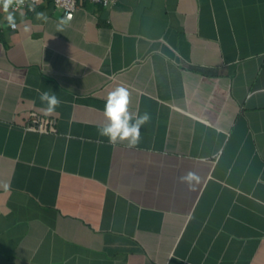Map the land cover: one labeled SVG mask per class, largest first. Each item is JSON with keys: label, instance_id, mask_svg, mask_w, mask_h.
<instances>
[{"label": "crops", "instance_id": "crops-1", "mask_svg": "<svg viewBox=\"0 0 264 264\" xmlns=\"http://www.w3.org/2000/svg\"><path fill=\"white\" fill-rule=\"evenodd\" d=\"M0 264H264V0H0Z\"/></svg>", "mask_w": 264, "mask_h": 264}, {"label": "built area", "instance_id": "built-area-1", "mask_svg": "<svg viewBox=\"0 0 264 264\" xmlns=\"http://www.w3.org/2000/svg\"><path fill=\"white\" fill-rule=\"evenodd\" d=\"M13 11H21L24 9L34 10L35 6L42 0H4ZM79 1H90L93 3L103 4L105 6L112 3V0H52L53 5L64 12V18L71 20L74 16L76 8L79 6ZM17 24L13 23L12 28H16ZM52 123L44 118L37 111H30L28 116V123L25 129L28 131H35L40 133L52 132Z\"/></svg>", "mask_w": 264, "mask_h": 264}]
</instances>
